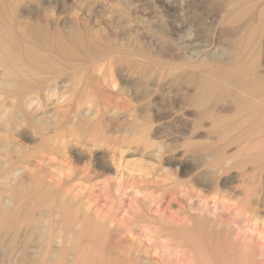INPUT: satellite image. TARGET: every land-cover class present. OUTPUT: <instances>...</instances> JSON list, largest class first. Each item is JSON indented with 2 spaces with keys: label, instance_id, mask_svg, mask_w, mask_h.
I'll list each match as a JSON object with an SVG mask.
<instances>
[{
  "label": "bare ground",
  "instance_id": "1",
  "mask_svg": "<svg viewBox=\"0 0 264 264\" xmlns=\"http://www.w3.org/2000/svg\"><path fill=\"white\" fill-rule=\"evenodd\" d=\"M101 1L0 0V264H257L264 0H220L211 42L204 0ZM110 175L142 196L119 218L79 191Z\"/></svg>",
  "mask_w": 264,
  "mask_h": 264
},
{
  "label": "rangeland",
  "instance_id": "2",
  "mask_svg": "<svg viewBox=\"0 0 264 264\" xmlns=\"http://www.w3.org/2000/svg\"><path fill=\"white\" fill-rule=\"evenodd\" d=\"M94 1V2H93ZM179 3H182L183 2V5H185V8H188V9H191V6L188 4L189 2V0H177ZM205 1H206V3H205ZM207 1H209L208 3H207ZM213 1V2H212ZM216 1H219V2H216ZM204 0V4H207V6L206 5H204V14H203V16H207L206 18H205V20H207V22H205V20L201 23V29L202 30H204L205 31V33L206 32H208V31H210L211 30V28L213 27V25H215V20L213 21V19L214 18H212L213 17V13L217 10V9H219L220 7H221V5H220V0ZM88 2L89 3H92L94 6V8H96V9H99L100 8V6H99V4L101 5V3H102V1L100 0V3H99V0H88ZM185 2V3H184ZM212 2V3H211ZM220 5V6H219ZM98 6H99V8H98ZM146 6V7H145ZM148 6V7H147ZM214 6H215V8H214ZM218 6V7H217ZM151 7V8H150ZM145 8V9H144ZM208 8V9H207ZM146 9H147V11H146ZM153 9V4L152 3H149L148 1L146 2V4L144 5V7H143V9H142V13L143 14H145V16H147V17H151L152 15H153V13L155 12V10L153 11L152 10ZM148 10H149V12H148ZM212 10V11H211ZM214 10V11H213ZM145 13H144V12ZM206 12V13H205ZM211 12H212V15H210L211 14ZM151 13V14H150ZM207 13H209V14H207ZM208 18V19H207ZM211 19V20H210ZM153 20V19H152ZM213 22V23H212ZM150 23V24H149ZM207 24L208 26H210L211 24H213V25H211L210 27H208L207 25H205V24ZM209 23V24H208ZM149 29H151L153 32H156L157 31V29L155 28V24L154 23H152V22H148L147 23V25H146ZM207 26V27H206ZM206 29H208V30H206ZM204 38L207 40V41H209V42H211V36H210V34L208 35L207 33L204 35ZM159 107V109H166L167 108V105L164 103L163 105L161 104V105H159L158 106ZM166 107V108H165ZM127 127V126H126ZM176 131V132H175ZM169 134H171V135H169ZM166 135V139H173V137H176V136H179V133H178V130L176 129H173V127L172 128H170V130H169V132H163V136H165ZM164 138V139H165ZM114 141L116 142V141H118V138H115L114 139ZM237 169H238V167H237ZM236 169V170H237ZM235 170V171H236ZM239 170V169H238ZM251 174H252V172H251ZM110 178H114V176H112V175H110L109 176V180H105V179H100V180H94V181H92L91 183H89V184H87V185H85V186H82V188L83 189H81V187H79V191L83 194V195H85L90 201H92L96 206H97V208L98 209H100L99 211H101V208H102V210L104 209V207H107L106 208V210L107 209H110V211L111 212H114L116 215H117V218H119V217H121V215L119 214L120 212H119V208L121 207V206H124L125 208L127 207V203L130 205V204H132V202H136V201H139L140 199H141V197L142 196H139L140 194H136V193H134L133 191H131L128 187H127V185H129V184H131V181H130V179L129 178H123V179H121L120 181H118V180H116V178H114V179H110ZM185 178L186 177H184V176H180V179H182V181H185ZM112 180V181H111ZM125 182H124V181ZM106 181H108L109 183H107ZM104 182V183H103ZM105 182L107 183V184H105ZM123 182V183H122ZM129 183V184H127V183ZM93 183V184H92ZM115 183V184H114ZM92 184V185H91ZM103 184H104V186H103ZM109 184V185H108ZM116 184H118L119 185V187L117 188V185ZM107 187H106V186ZM109 186V187H108ZM86 187V188H85ZM90 187V188H89ZM100 187H101V189H100ZM112 187V188H111ZM121 187V188H120ZM116 188L117 189H119V190H117L119 193H117L116 192ZM122 188H123V191L124 190H126V188H127V190H128V192L127 191H124V192H122ZM112 189V190H111ZM114 189V190H113ZM81 190H83V192L81 191ZM106 190V191H105ZM129 190H130V192H129ZM115 191V192H114ZM106 194H105V193ZM112 192V193H111ZM194 191H190V193H191V195L189 196L190 198H191V201H193V202H191V203H194V205H195V207H198V205L199 204H202L201 203V200L199 199V196L194 192V194H192ZM115 193V194H114ZM131 193V194H130ZM133 193V194H132ZM102 194V195H101ZM108 194V195H107ZM117 194V195H116ZM134 194H136L135 196H134ZM115 195V196H114ZM158 195V197L160 196V197H163L161 200H160V202H158V203H155L154 202V206H156L157 204H158V206H156V208H158V209H160L161 211H164L165 209H167L166 211H169L170 210V212H171V210H172V212L174 211V207H176V205L178 204L176 201H173V202H170V199H171V197L172 196H169L168 194H164V193H159V194H157ZM166 195H167V197H166ZM195 195H197V196H195ZM99 196V197H98ZM110 196V197H109ZM192 196V197H191ZM170 197V198H169ZM201 197H206V203H207V205H209L210 207H211V209L212 208H214L215 207V209L213 210H211L212 211V213L214 212V215L215 214H217V215H215V216H217V217H219V218H221V219H225L226 217H227V219H230L231 218V220L232 221H234V223H235V225L239 228V229H241L242 231H246L247 229V227L248 226H245V225H249V226H251L246 220H245V217H243L242 215H238L237 213H235L234 211H233V209H232V207H230V204L226 201V200H224V199H213L211 196H209V194H201ZM135 198H137V200H135ZM95 199V200H94ZM105 200V201H104ZM133 200V201H132ZM195 200V201H194ZM197 200L199 201V202H197ZM214 200V201H213ZM132 201V202H131ZM168 201L170 202V204L168 203ZM210 201V202H209ZM214 203H213V202ZM227 203H225V202ZM120 202V203H119ZM212 202V203H211ZM106 203H107V205H106ZM122 203H124V204H126V205H124V204H122ZM197 203V204H196ZM199 203V204H198ZM98 204V205H97ZM109 204H111V205H109ZM117 204V205H116ZM159 204H160V206H159ZM172 204V205H171ZM214 204V205H213ZM221 204H223V205H221ZM109 205V206H108ZM216 205V206H215ZM231 208H229L228 206ZM117 206V207H116ZM153 206V207H154ZM200 206V205H199ZM218 206V207H217ZM224 206V207H223ZM109 207V208H108ZM111 207V208H110ZM170 207V208H169ZM221 207V208H220ZM155 207L153 208V209H156ZM169 208V209H168ZM97 209V210H98ZM218 210V211H217ZM233 212H232V211ZM105 211V210H104ZM116 211V212H115ZM166 211H164L165 213H169V212H166ZM216 211V212H215ZM118 212V213H117ZM219 214H220V216H219ZM119 215V216H118ZM224 215V216H223ZM230 215V216H229ZM226 216V217H225ZM240 218H239V217ZM228 217H230V218H228ZM238 217V218H237ZM233 218H235V219H233ZM237 218V219H236ZM238 221V222H237ZM244 221V222H243ZM248 224H247V223ZM239 225V226H238ZM140 228V227H139ZM138 227L136 228L135 227V229L133 228V234H134V238H135V240H137L138 242H140V243H142V244H146L147 243V240H148V238L151 236V235H149L150 234V232H148V231H143V229H139ZM259 229H261V228H259ZM259 229H258V231H259ZM260 232V234H261V236L262 237H264V233L262 234V232H264V230H262L261 229V231H259ZM148 236V237H147ZM13 238H14V236L13 235H9L8 237H7V239H6V241H8V251L10 252L11 250H14L15 249V247H18V245L16 244V243H14L13 242ZM147 238V239H146ZM28 239V241L30 240L29 239V236L27 235V236H24L23 237V239H21V241L23 242V240H27ZM18 241H19V239H18ZM17 242V241H16ZM12 243H14V244H12ZM100 244H102V243H100ZM106 245H104L103 247H105ZM10 247V248H9ZM258 251V253L261 251V249H258L257 250ZM261 253V252H260ZM260 253H259V255H258V259H257V257H256V262H257V264H261V262L262 261H264V253L262 252V254L260 255ZM261 257V258H260ZM261 261V262H260ZM32 262V264H37V262H36V260L34 259V260H32L31 261ZM263 263V262H262ZM264 264V263H263Z\"/></svg>",
  "mask_w": 264,
  "mask_h": 264
}]
</instances>
